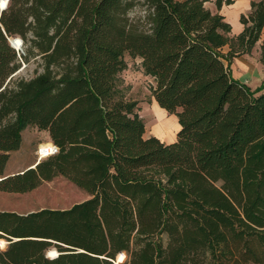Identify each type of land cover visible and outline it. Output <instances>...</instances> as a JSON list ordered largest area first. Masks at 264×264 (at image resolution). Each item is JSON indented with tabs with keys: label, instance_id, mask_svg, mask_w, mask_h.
Listing matches in <instances>:
<instances>
[{
	"label": "trees",
	"instance_id": "obj_1",
	"mask_svg": "<svg viewBox=\"0 0 264 264\" xmlns=\"http://www.w3.org/2000/svg\"><path fill=\"white\" fill-rule=\"evenodd\" d=\"M145 1L146 29L129 20L135 0L0 8V191L63 175L91 195L0 211V264H264V84L253 90L231 70L260 40L264 66V0L241 15L237 53L224 51L232 25L220 13L234 0H215L217 11L208 0ZM126 53L178 116L175 141L146 136L138 103L115 97ZM37 56L42 71L16 76ZM29 126L59 151L5 175Z\"/></svg>",
	"mask_w": 264,
	"mask_h": 264
},
{
	"label": "rangeland",
	"instance_id": "obj_2",
	"mask_svg": "<svg viewBox=\"0 0 264 264\" xmlns=\"http://www.w3.org/2000/svg\"><path fill=\"white\" fill-rule=\"evenodd\" d=\"M206 6L215 11V0H208ZM128 17L133 24L140 28H148V4L146 1L135 0L134 6L128 12ZM237 36L238 34L233 33V31L230 33V44L225 47V52L231 46L236 53L239 52ZM19 46H21L19 51L22 54L24 52L22 41ZM260 49L261 40L250 52L237 53L231 64L233 76L249 85L253 90L264 84V66L260 62ZM124 60L127 66L116 77L115 97L138 103L139 114L143 117L146 125V136L156 135L166 143L173 142L180 126L178 116L160 107L153 97L151 88L155 81L151 75L144 72L142 58L126 53ZM40 64L41 58L39 56L31 58L29 62L23 61L21 70L16 73V76L26 78L34 76L43 70ZM45 132L47 131L38 130L36 127H27L23 131L24 137L21 148L10 153L7 168L9 170H22L28 165L35 164L39 159L36 154L39 145L51 141ZM50 145L51 143H46V146L49 147ZM90 196L86 190L65 176L58 175L50 181H44L32 191L19 194L0 191V211L15 210L19 213H27L41 208H68ZM6 241L5 246H0V249H5L8 246L9 241L7 239ZM51 249L47 251L48 255H50Z\"/></svg>",
	"mask_w": 264,
	"mask_h": 264
},
{
	"label": "crops",
	"instance_id": "obj_3",
	"mask_svg": "<svg viewBox=\"0 0 264 264\" xmlns=\"http://www.w3.org/2000/svg\"><path fill=\"white\" fill-rule=\"evenodd\" d=\"M252 1H258V0H234L233 3L226 5L224 4L222 6V8L220 9V13L223 14L225 16V19L231 23L232 25V31L233 33H237L239 34L243 29H244V24L241 22V15L242 14H247L251 8H252ZM217 7L216 10L217 11ZM214 11V10H212ZM231 31V32H232ZM230 32V33H231ZM227 46V45H226ZM225 46V47H226ZM224 47V49H225ZM248 53V52H247ZM262 64V63H261ZM180 129V126H179ZM47 134V136H49L48 132H45ZM24 137V136H23ZM50 139V136H49ZM177 139V137L175 136V139L173 141H175ZM23 142V141H22ZM49 142V141H48ZM172 142V141H171ZM22 146V145H21ZM21 148V147H20ZM19 150V149H18ZM16 151V150H15ZM13 152V151H12ZM30 165H28L27 167H29ZM26 167V168H27ZM24 168V169H26ZM22 169V170H24ZM21 169H15V170H9L7 168H5L4 174L5 175H9V174H13V173H17L22 171ZM19 194V193H18ZM15 211V210H12ZM33 211V210H32ZM18 212V211H16ZM30 212V211H29ZM19 213V212H18Z\"/></svg>",
	"mask_w": 264,
	"mask_h": 264
},
{
	"label": "built area",
	"instance_id": "obj_4",
	"mask_svg": "<svg viewBox=\"0 0 264 264\" xmlns=\"http://www.w3.org/2000/svg\"><path fill=\"white\" fill-rule=\"evenodd\" d=\"M7 3L9 2V0H6ZM46 143H51V145L48 147L46 146ZM46 143H41L39 145V147L36 150V154L38 156V161L44 157H47L51 154L57 153L59 151V147L54 144L53 142H46Z\"/></svg>",
	"mask_w": 264,
	"mask_h": 264
},
{
	"label": "water",
	"instance_id": "obj_5",
	"mask_svg": "<svg viewBox=\"0 0 264 264\" xmlns=\"http://www.w3.org/2000/svg\"><path fill=\"white\" fill-rule=\"evenodd\" d=\"M8 4V3H7ZM7 4H6V6H7ZM6 6H4V7H0L1 9H3V8H5ZM15 36H11V37H9V40H10V42H11V44H12V46H14L17 50H19V48H21V46H17L16 44H15V42H16V40H15V38H14ZM21 41L23 42V40H22V38H21ZM22 45V44H21ZM21 70V69H20ZM19 70V71H20ZM18 71V72H19Z\"/></svg>",
	"mask_w": 264,
	"mask_h": 264
},
{
	"label": "snow or ice",
	"instance_id": "obj_6",
	"mask_svg": "<svg viewBox=\"0 0 264 264\" xmlns=\"http://www.w3.org/2000/svg\"><path fill=\"white\" fill-rule=\"evenodd\" d=\"M4 3H6V0H2V2H0V7H3Z\"/></svg>",
	"mask_w": 264,
	"mask_h": 264
}]
</instances>
